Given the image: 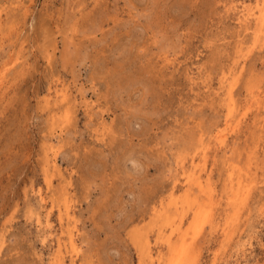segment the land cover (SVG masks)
Segmentation results:
<instances>
[{"label":"rangeland","instance_id":"rangeland-1","mask_svg":"<svg viewBox=\"0 0 264 264\" xmlns=\"http://www.w3.org/2000/svg\"><path fill=\"white\" fill-rule=\"evenodd\" d=\"M263 3L0 0V264H264Z\"/></svg>","mask_w":264,"mask_h":264},{"label":"bare ground","instance_id":"bare-ground-1","mask_svg":"<svg viewBox=\"0 0 264 264\" xmlns=\"http://www.w3.org/2000/svg\"><path fill=\"white\" fill-rule=\"evenodd\" d=\"M256 8H258V13H254V12H252V13H248L249 15H253V14H256V15H254V16H256L255 17V20H256V22L260 25V26H262V28H264V3H263V5L262 6H260V7H256ZM251 11V10H250ZM225 76V75H224ZM62 91V90H61ZM232 103V102H231ZM220 135V134H219ZM219 135H218V137H219ZM217 137V138H218ZM253 158H255V157H253ZM52 163H54V162H52ZM55 164V163H54ZM257 165V164H256ZM248 166V165H247ZM254 167V166H253ZM256 169V168H255ZM194 170V169H193ZM231 173V172H230ZM229 173V174H230ZM191 176H193V173H190L189 175H188V178H190ZM192 182L193 183H195L196 185H197V187L199 188V190H204V186H203V184H202V181L199 179V177H196V178H194V177H192ZM189 181V180H188ZM238 181V180H237ZM238 183V182H237ZM250 184V183H249ZM239 185V184H238ZM237 185V186H238ZM248 186V185H247ZM245 188L246 187H244L243 189H242V184H240V187L239 188H237L236 189V193H235V196H241V194H242V196H243V194L248 190H246L245 191ZM248 188V187H247ZM232 193V192H231ZM233 194V193H232ZM232 199V198H231ZM196 206V205H195ZM199 210V209H198ZM233 210V209H232ZM67 213V212H66ZM232 230V229H231ZM214 231V230H213ZM71 241V240H70ZM180 244H182L183 246L186 244V240H185V237H181V240H180ZM170 243V242H169ZM179 244V245H180ZM72 245V247L74 246L73 244H71ZM187 245V244H186ZM178 246V245H177ZM175 248H178V247H172L171 249L173 250V252H175L174 250H175ZM184 248V247H183ZM182 247H181V253L179 252V248H178V250H177V253L176 254H178L179 256L174 260V259H172V262L170 263V264H182V262L183 261H186V259H184V253H187L188 251H186L185 252V249H183ZM188 250V249H187ZM184 251V252H183ZM172 252V253H173ZM175 255V254H174ZM151 258V257H150ZM196 258V257H195ZM174 260V261H173Z\"/></svg>","mask_w":264,"mask_h":264}]
</instances>
